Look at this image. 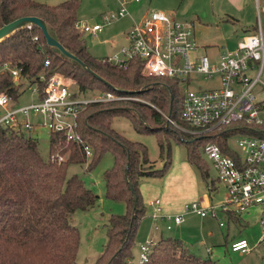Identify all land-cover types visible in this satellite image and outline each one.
I'll use <instances>...</instances> for the list:
<instances>
[{"label":"trees","instance_id":"obj_1","mask_svg":"<svg viewBox=\"0 0 264 264\" xmlns=\"http://www.w3.org/2000/svg\"><path fill=\"white\" fill-rule=\"evenodd\" d=\"M79 5V0H65L54 6L34 0H0V28L22 17L40 19L49 35L98 78L78 61L48 46L39 27L30 25L28 29L29 25H23L0 41V93H6L11 100L20 95L21 84H15L8 71H1L6 64L18 71L21 80L36 86L40 92L47 79L57 73L74 80L81 94L96 88L103 93L148 97V104L134 100L93 103L78 120L79 132L92 150L87 172L93 170L105 154H110L112 166L103 173L105 196L126 206L124 216L109 218L106 243L94 264H129L134 236L146 213L139 181L162 178L168 161L161 170L149 167L145 146L118 134L111 126L113 120L125 117L135 131L157 135L161 149V135H170L185 147L187 162L199 171L205 183L208 172L201 165L200 148L214 142L223 153L234 156L228 137L241 130L264 138V124L258 127L234 125L201 136L181 133L164 117L169 116L188 128L180 120L182 95L177 82L140 75L138 62H132L123 70L93 57L76 29ZM46 59L49 60L47 67L44 66ZM48 137L49 155L44 159L35 137L0 125V264L76 263L79 233L70 224L69 216L92 208L98 197L78 175L68 176L71 165L86 163L81 150L60 134L50 133ZM58 157L63 160L58 161ZM227 216L232 222L240 219L232 213ZM143 264L214 263L190 253L177 239L161 238L153 242L148 260Z\"/></svg>","mask_w":264,"mask_h":264},{"label":"built area","instance_id":"obj_2","mask_svg":"<svg viewBox=\"0 0 264 264\" xmlns=\"http://www.w3.org/2000/svg\"><path fill=\"white\" fill-rule=\"evenodd\" d=\"M118 10L102 15L103 25L89 26L76 23L80 34H99L105 25L129 17L131 24L124 33L125 44L111 56L101 57L103 63L112 67L127 69L132 62H138L140 75L152 79H172L177 84L215 80L216 86L208 90H185L180 105V120L188 126L164 116L181 133L201 136L234 125L258 127L264 124V30L260 19V0H254L257 25L252 31L242 33L233 50L222 49L212 60L204 53H198L199 45L195 38L194 24L178 20L161 11H151L140 15L138 20L130 17L129 3L139 4L141 0H116ZM30 29V26H28ZM49 60L44 61V66ZM1 71H8L19 85L18 71L4 64ZM71 80L60 74L51 75L43 91L34 92L37 100L30 105L9 109L11 99L0 93V125L19 129L24 133L33 132L36 127L44 128L48 134L56 133L68 143L75 144L86 159L91 158L92 150L79 132V117L93 103L127 100L112 92L88 99L77 88L72 89ZM31 117L33 120H31ZM35 119V120H34ZM236 142V151L229 145L234 156L222 152L214 142L205 144L203 155L212 163L217 181L225 188V199L217 205L205 201L185 203L179 214L163 212L159 199L149 203L153 232H159L161 225L169 231L183 223L184 218L194 215L199 218L216 219L217 212L238 214L259 207V224L262 236L256 247L264 249V138L241 130ZM62 161V157L57 158ZM224 225L219 222V227ZM153 242L146 241L139 247L137 264L147 262ZM232 253L246 254L253 251L245 239L232 241ZM130 264V263H129Z\"/></svg>","mask_w":264,"mask_h":264},{"label":"rangeland","instance_id":"obj_3","mask_svg":"<svg viewBox=\"0 0 264 264\" xmlns=\"http://www.w3.org/2000/svg\"><path fill=\"white\" fill-rule=\"evenodd\" d=\"M34 1L46 5H57L64 0ZM79 1L78 21L87 23L89 26L95 24L103 25L102 15L118 10L116 0ZM260 7V19L264 30V0H260ZM127 9L130 17L135 20L140 18L142 11L144 12V10L148 9V12L161 11L178 20L196 21L197 25H195L194 31L198 43L204 46L214 45V47H209L208 50L214 48L220 50V47L226 50H233L241 38V26L255 25L257 21L254 0H242L240 8L233 0H141L139 4L127 5ZM130 24L131 19L129 17L118 19L109 25H105L103 30L96 36L83 33L81 34V39L93 57L100 59L101 57L111 56L121 45L125 44L124 33L128 30ZM216 50L207 51L211 59H214L215 55H217ZM65 78L72 81V84L70 83L72 89L77 87L74 80ZM215 82V80L203 81L198 79L194 83L186 82L178 84L177 87L180 94L183 95L185 90H208L217 85ZM20 84V95L16 100L10 101L8 104L9 109L30 105L37 100L34 85H30L24 80H21ZM102 91V89L92 88L86 92L85 97L91 99L101 96ZM124 97L128 98L127 100L148 104L147 96L131 97L124 95ZM3 114L4 111L0 109V116ZM31 120H33L32 117ZM111 126L125 139L145 146L150 162L149 167H152L154 170H161L168 161L166 174L171 171L183 177L184 188L175 191V194L181 197L182 203L199 201L203 196H207L213 205L224 201L225 188L217 181V175L212 167V163L203 155V147L200 148L201 165L208 172L207 183L202 180L199 171L187 162L185 147L177 143L170 135L165 133L164 135L160 134L163 145L161 149L158 145L157 135L135 131L131 122L125 117L115 118ZM25 132L36 138L38 151L42 158L46 159L49 155L48 132L44 128L39 127H36L33 132ZM239 136L240 134H231L227 139L228 145L234 151H236V142ZM66 156L64 155V158ZM89 159L85 160V164L71 165L68 168V176L78 175L83 180L85 186L91 189L98 197L92 208L86 211H76L69 216L70 224L75 226L79 233V247L75 264H94L95 260L103 252V247L106 243V227L109 218L111 216H124L126 214V206L123 202L109 200L105 196L103 173L112 166V156L105 154L96 167L87 172L86 167ZM185 166L190 169L189 173L183 171ZM158 179L160 178L140 179L139 189L142 185L159 183ZM187 179L192 181L199 199L188 200L191 190L189 189ZM208 187L211 189L210 191ZM142 200L146 202V199ZM145 209L146 217L143 221H145V224H149L147 216H149L151 209L146 203ZM259 210V207L254 206V208L235 214L237 217H240L238 222H232L229 220L227 214L222 212H217L216 219L209 216L204 218L205 220H202L197 216L189 215L180 224L179 228L181 231L176 226H173L169 231L163 228L161 232L162 237L180 240L190 253H195L194 255L201 256V258H209L214 264H264V249L256 247L258 239L263 234L259 224ZM219 222L224 226L219 227ZM209 232H212V236H209ZM152 234L155 235L156 233L152 232ZM144 236L145 232L141 233L140 237L136 234L134 245L131 249L132 258L129 261L130 264L138 263L139 247L145 244L142 241ZM234 237H241L247 240L253 251L242 255L231 253L229 251V243ZM206 249L211 253L207 254Z\"/></svg>","mask_w":264,"mask_h":264},{"label":"crops","instance_id":"obj_4","mask_svg":"<svg viewBox=\"0 0 264 264\" xmlns=\"http://www.w3.org/2000/svg\"><path fill=\"white\" fill-rule=\"evenodd\" d=\"M233 1H234V3H236V5L239 8L241 7L242 0H233ZM129 4H134V3H129ZM50 6H54V5H50ZM147 10L148 9L144 10V12L142 11V13L140 12L141 13L140 15H142L143 13L148 12ZM191 22H193L194 29H195V25H197L196 21H191ZM256 25H257V21H256L255 25L241 26V28H242L241 29V33H244L246 31H252L253 29H255ZM195 38H196V35H195ZM196 41H197V39H196ZM197 43H198V41H197ZM198 45H199L198 53H201V54L204 53L207 56H209L207 54V51L216 50V48L208 50L209 47L210 48L214 47V45H212V46H204V45H201L199 43H198ZM217 48H219V47H217ZM220 48H221L220 50H216L217 51V55H215L214 59H216L219 56V54L221 53L223 47H220ZM214 59H212V60H214ZM183 171H185L186 173H189L190 169L187 166H185L183 168ZM158 181H159V183H156V182H155V184H150L149 183V184H147L145 186L142 185L140 187L139 191H140L141 197H142V199H146V202H143L144 205L146 203V205L149 206V203L151 201H153L155 199H159L160 203H161L162 210H163L164 213L172 214V215L179 214L181 212V210H182L183 203H186V202L182 203V199H180L181 197L177 196L175 194V191H178V190L184 188V186H183V177L180 174L173 173V172L170 171L164 177L158 179ZM187 181L189 182V189L191 190V193H190V195L188 197V200L192 201V200L199 199L198 198V194L196 193L195 188H194V186L192 184V181H189V179H187ZM147 198H148V200H147ZM200 201H205V202L210 203V201H209L207 196L201 197ZM151 211L152 210H150L149 216H147V220H148L149 224H145V221H143L145 219V217H146L144 215V217L142 218V220L140 221V223L138 225V228L136 230L134 238L136 237V234H138V236L140 237L141 233L145 232V236L142 238V241H144V242L151 241V242L156 243L161 238H163L161 232H162V229L164 227H163V224H162L161 225V230L159 232H157V233L155 232L156 233L155 235L152 234V232H153V230H152V222H151V219H150ZM201 219L205 220L204 218H201ZM179 226L180 225H177L176 227H178V229H180ZM179 231H181V229ZM179 234H181V233H179ZM209 236H212V232H209ZM238 239H244V238L234 237L232 240H230V243L232 241H235V240H238ZM230 243H229V245H230ZM183 246L185 247L184 244H183ZM185 248L187 249V247H185ZM206 252H207V254L211 253L208 249H206ZM233 254H237V253H233ZM238 254H240V253H238Z\"/></svg>","mask_w":264,"mask_h":264},{"label":"water","instance_id":"obj_5","mask_svg":"<svg viewBox=\"0 0 264 264\" xmlns=\"http://www.w3.org/2000/svg\"><path fill=\"white\" fill-rule=\"evenodd\" d=\"M26 25V26H30V25H36L37 27H39L41 29V31L43 32L44 38L46 40V43L48 46L53 47L57 50H59L63 55H65L66 57L76 60L78 61V59H76L74 56L68 54L63 48L62 46L55 41L48 33L46 27L44 26V24L41 22L40 19L36 18V17H22L19 19H16L15 21L4 25L3 27L0 28V41L7 37L10 33H12L15 29ZM79 62V61H78ZM80 63V62H79ZM82 65V67L89 72L90 74H92L93 76L97 77L92 71H90L87 67H85L82 63H80Z\"/></svg>","mask_w":264,"mask_h":264}]
</instances>
